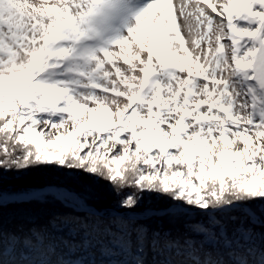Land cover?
<instances>
[{
    "label": "rangeland",
    "instance_id": "obj_1",
    "mask_svg": "<svg viewBox=\"0 0 264 264\" xmlns=\"http://www.w3.org/2000/svg\"><path fill=\"white\" fill-rule=\"evenodd\" d=\"M84 31L90 40L76 36ZM0 124L24 148L2 151L5 158L26 177L36 170L48 180L8 193L12 177L2 170L0 217L11 207L20 218L60 212V225L83 212L153 220L162 223L159 244L177 232H207L193 219L206 212L205 222L240 223L230 237L237 243L244 227L264 225V0H0ZM131 160L141 176L123 192ZM146 184L189 203L178 198L172 209L143 215L108 208ZM45 186L59 195L32 194ZM21 193L32 195L10 196ZM154 232L141 231L135 264L157 258Z\"/></svg>",
    "mask_w": 264,
    "mask_h": 264
},
{
    "label": "trees",
    "instance_id": "obj_2",
    "mask_svg": "<svg viewBox=\"0 0 264 264\" xmlns=\"http://www.w3.org/2000/svg\"><path fill=\"white\" fill-rule=\"evenodd\" d=\"M18 105L19 107L16 109L12 104L8 106L10 108L13 107L12 109L18 112L21 109L20 104ZM5 131L3 129L0 130V173L2 170H5L12 177L10 180L12 186L5 190V192L19 193L22 190L38 188L47 183L46 177L39 180L40 177L35 176L37 175L35 174L37 173L36 170L32 171L34 174L31 173L26 177L23 172L20 173L22 168L19 164L14 163L12 158L11 160L5 158L3 152L9 157V150H17L18 153L19 150H24L20 145H13V142L10 140L13 136L12 133L9 130L7 133ZM11 131L13 130L11 129ZM33 160L32 157L29 162L35 167ZM139 164L138 161L133 162L132 160L126 164V168L130 169V171H126L123 177L124 181L120 182L119 189L121 191L124 192L130 187H136V179L141 176ZM225 165L229 169L231 164L227 162ZM236 172L238 173V171ZM94 174L96 177L101 178L100 172ZM235 176L240 175L235 174ZM230 184H232L230 187L234 189V182L230 181L228 185ZM158 186L161 185L146 184L142 189V194L133 191L131 196H120L119 200L113 203L109 202L107 204L108 208L132 209L143 215L146 212H154L158 207L164 209L171 206L172 209L173 205L177 201L179 202L178 198H181V201L184 203H189L187 198L183 199V195L177 197L176 192L169 191L162 194L163 190ZM232 194H235V197H241L242 195L238 191ZM137 202L141 204H137ZM226 202L230 203V201ZM221 204L222 202H219L215 206ZM30 206L32 207V204ZM258 207L263 215L258 214V218H261L260 221L264 223V197L258 203ZM143 208L146 212L142 211ZM220 210H216V212H220ZM36 211L34 210V212ZM6 213L8 215L0 217V230L5 231V233L0 231V260L2 259L4 262L11 260L13 264H135L136 260L138 262L141 260L139 257L141 248L138 246L141 243L140 239L143 234L141 231L150 233L162 228L160 225L162 223H154L153 226V220L149 221V223H138L129 219L108 217L109 213H106L108 216L97 217L94 216L95 214L91 215L90 212H87L88 215L83 212L84 214L81 215L86 217H71L74 222L70 224H65L61 221V225L65 224V227H68L66 228L67 230H62L61 225L55 223L60 217L57 216L60 212H49V216L44 215L45 218L39 216L37 218H20L25 215H15L10 207L7 208ZM201 215L198 214L200 218H197L198 216L193 218L194 223L196 222V226H198L199 222L201 225H205L208 230L207 232L199 233L196 236L193 235V232L189 231H182L183 234L177 232L170 237H164L165 241H161L159 244L156 243V240L154 241L157 234L155 232L152 233L151 251H149L157 258H151L145 264H193L191 258L201 260L203 264H264V236L251 238L252 231L254 230L260 231L264 235V225L255 222L250 223L248 227H244V231L239 234L241 238L235 243L231 239V235L232 232L233 235H236L235 229L240 227V223L222 218L216 221V223L210 220L205 222L209 219L210 213L209 215H206V212L203 213L205 218H202ZM216 216L213 215V217ZM44 226L48 229H45ZM223 226L225 227L228 240H224L219 235L223 232ZM72 227H78L79 231L72 233ZM250 230L252 231L250 232ZM5 234L7 236L3 237ZM157 252H162L163 255L157 254Z\"/></svg>",
    "mask_w": 264,
    "mask_h": 264
},
{
    "label": "water",
    "instance_id": "obj_3",
    "mask_svg": "<svg viewBox=\"0 0 264 264\" xmlns=\"http://www.w3.org/2000/svg\"><path fill=\"white\" fill-rule=\"evenodd\" d=\"M42 191H51L52 193H55V194H58L60 193V191L58 190V188L56 187H43L42 189H37L35 191L32 192V194H36V193H39V192H42ZM32 194H28V193H21V194H18V195H10L11 198H21L22 196H28L30 197ZM9 198V197H8Z\"/></svg>",
    "mask_w": 264,
    "mask_h": 264
},
{
    "label": "bare ground",
    "instance_id": "obj_4",
    "mask_svg": "<svg viewBox=\"0 0 264 264\" xmlns=\"http://www.w3.org/2000/svg\"><path fill=\"white\" fill-rule=\"evenodd\" d=\"M138 1H139V0H138ZM145 4H146V3L144 2V3L142 4V6H144ZM121 14H122V13L119 14V17L122 16ZM0 264H4V262L2 261V259L0 260ZM5 264H6V263H5Z\"/></svg>",
    "mask_w": 264,
    "mask_h": 264
}]
</instances>
